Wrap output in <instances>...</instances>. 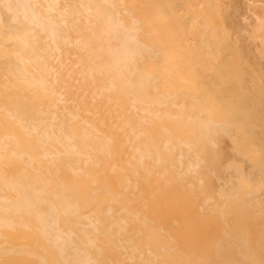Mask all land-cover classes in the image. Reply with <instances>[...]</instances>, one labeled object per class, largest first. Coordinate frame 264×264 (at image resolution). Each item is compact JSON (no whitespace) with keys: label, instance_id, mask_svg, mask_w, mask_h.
Segmentation results:
<instances>
[{"label":"bare ground","instance_id":"6f19581e","mask_svg":"<svg viewBox=\"0 0 264 264\" xmlns=\"http://www.w3.org/2000/svg\"><path fill=\"white\" fill-rule=\"evenodd\" d=\"M243 54L264 0H0V264H264Z\"/></svg>","mask_w":264,"mask_h":264},{"label":"rangeland","instance_id":"374dc122","mask_svg":"<svg viewBox=\"0 0 264 264\" xmlns=\"http://www.w3.org/2000/svg\"><path fill=\"white\" fill-rule=\"evenodd\" d=\"M235 33V32H234ZM242 39V43H245V41H244V38H241ZM245 44H243V46H244ZM247 45V44H246ZM248 46V45H247ZM247 46H245L244 47V49H247L248 47ZM247 47V48H246ZM243 49V50H244ZM250 49H252V48H249V49H247L246 51H247V53H250L249 51H251ZM249 50V51H248ZM245 51V50H244ZM246 51H245V53H246ZM41 52V51H40ZM242 56H244L245 58L244 59H247L248 57V61H247V63L249 62V60L250 61H252V62H250V63H248L249 65L248 66H250L251 67V65H253V68L252 69H254V65L256 64V63H258L259 61L258 60H254V59H256V57L254 58V57H252V58H250L251 56H248V57H246L245 56V54H243ZM254 58V59H253ZM256 61V63H254V62ZM264 65V64H263ZM259 66V67H258ZM258 66H255V68L257 67V68H261L260 67V65H259V63H258ZM257 68L255 69V71L257 72L258 70H257ZM263 69H264V67H263ZM261 69H259V71H260ZM257 72V73H261V72ZM263 72H264V70H263ZM262 72V73H263ZM263 75H264V73H263ZM261 77H262V75H261ZM262 79H263V77H262ZM264 80V79H263ZM264 82V81H263ZM169 189H171L170 187H169ZM263 204H264V202H263ZM261 208V209H260ZM260 208H259V211H261L262 209H264V207L262 208V206H260ZM256 212V213H259V215L257 214V215H255V217L257 218V220L259 221V222H263L264 221V217L262 218V215L264 216V212L261 214L260 212H257L256 210H254V209H252V213L253 212ZM263 211V210H262ZM199 212H200V210L198 211V210H196V212H194V214L195 215H197V213H198V216L200 217L201 215H199ZM255 213V214H256ZM172 215V216H171ZM174 214H170V215H168V217H167V220H166V225H170V226H172V227H165L166 229H174L173 228V226L175 227V225H177V226H179L178 224H175L174 225V223H176L177 222V220H178V216L177 215H174ZM170 216H171V219H170ZM177 216V217H176ZM210 216V215H209ZM174 217V218H173ZM173 218V219H172ZM177 219L176 221H174V219ZM201 218H202V216H201ZM204 218V219H203ZM202 219L206 222V225H203V226H208V227H212L213 229L218 225V223H217V221H212L211 219H209V218H212L211 216L209 217V218H205V216L203 217ZM216 218H217V216H216ZM174 221L173 222V225L171 224L172 223V221ZM207 220V221H206ZM209 220V221H208ZM210 222V223H209ZM212 222V223H211ZM248 226H250V225H247V227H245L244 229H243V231L242 232H244L242 235L243 236H245L246 234H248L249 233V235H247L248 237H247V241H250L251 243H252V245H253V243H254V241H256L255 239H256V234H255V230L253 231V229H251V228H249ZM251 227V226H250ZM178 227H176L175 229H177ZM179 229V228H178ZM186 229V228H185ZM193 229H196L195 227L193 228ZM248 230V231H247ZM252 230V231H251ZM246 233V234H245ZM251 233H253V235L251 234ZM245 234V235H244ZM253 237V238H252ZM253 239H254V241H253ZM175 245H176V243H175ZM129 261V260H128Z\"/></svg>","mask_w":264,"mask_h":264}]
</instances>
